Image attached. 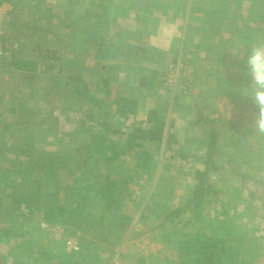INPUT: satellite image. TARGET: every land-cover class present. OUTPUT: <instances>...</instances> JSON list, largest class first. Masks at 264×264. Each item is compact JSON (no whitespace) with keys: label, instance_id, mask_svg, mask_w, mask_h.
<instances>
[{"label":"rangeland","instance_id":"obj_1","mask_svg":"<svg viewBox=\"0 0 264 264\" xmlns=\"http://www.w3.org/2000/svg\"><path fill=\"white\" fill-rule=\"evenodd\" d=\"M3 2L9 3L11 9L6 12L0 40L3 51L0 73L4 79H11L14 91L32 94L33 105L38 103L43 110L52 105L55 107L61 117L57 126L64 128L62 137L67 147L52 155V160L56 161L54 165H45L41 169L32 164H18L23 155L14 156L16 161L9 159L8 153L0 157V170L3 167L8 175H13L3 189L0 177V264H193L199 246L196 236L202 235L201 240L214 232L224 234L220 241L229 251L217 254L229 259L226 264L239 261L264 264V134H258L254 127L256 110L251 103V93L246 94L249 98L239 99V145L218 149L223 157L220 164L190 163L177 157L175 151L170 156L169 150L152 143L123 153L127 132L135 127H148L157 120L169 127V119L177 109L170 114L171 107H166L170 115L166 117L165 109L155 112L144 107L138 115L121 119L110 115L114 107L110 101L91 113L94 117L89 119L86 102H77L68 94L70 88L61 85L65 73L58 72L59 68L51 63H48L47 71H43L45 66L40 70L45 85L42 81L31 80L29 85L19 86L5 70L4 61L9 57V51L25 54L27 48L22 31L16 29L15 33L10 24L6 26L13 6L9 1ZM6 32L14 33V39L7 37ZM259 39L260 45H264V37ZM30 55L35 56V52ZM179 59L186 61L191 69L190 76L178 77L176 82L185 85V91L177 87L168 89L163 84L168 65L161 74V86L172 98L187 95L194 73L187 56ZM242 65L239 57V70ZM47 83L51 86L48 92L45 91ZM247 83L246 80L241 86ZM0 88L5 94L11 90L2 85ZM101 89L98 90L102 93ZM121 92L125 93L123 89ZM65 94L68 101L63 102L61 97ZM38 98L40 101L36 100ZM26 117L31 122L26 126L27 131L35 134L34 115ZM189 117L187 113L183 120L187 121ZM79 122L83 124L76 127ZM66 124L67 128L64 127ZM183 125L182 122L178 126L184 129L180 133L187 134ZM103 126L109 128L105 131ZM24 133L20 138H26ZM38 133L44 138L45 132ZM82 143L90 147L89 151L82 145L81 152L75 155V145ZM93 143L98 144L96 148ZM46 149L31 148L28 153L37 162L38 155ZM2 150L7 152L6 148ZM224 157L227 158L225 161ZM61 158L64 162L69 161L68 167L60 164ZM75 161L80 163L78 170L71 169L76 167ZM136 163L140 167H136ZM197 171L206 175L203 184L209 186L208 194L201 193L204 202L201 211L196 210L194 202L187 204L186 201V195L196 185L194 175ZM239 172H247L251 177L243 186L239 184ZM106 177L117 180L111 185L113 194L106 191L101 195L97 189ZM255 189L262 194L260 197H251L249 192ZM10 193L26 195L27 205L13 206L6 197ZM143 206L145 210L140 216ZM46 209H49V221L42 217ZM121 217H130L131 221L120 226ZM72 241L76 248L68 249L67 243ZM180 254L184 257L180 258ZM227 259H220L219 263Z\"/></svg>","mask_w":264,"mask_h":264},{"label":"crops","instance_id":"obj_2","mask_svg":"<svg viewBox=\"0 0 264 264\" xmlns=\"http://www.w3.org/2000/svg\"><path fill=\"white\" fill-rule=\"evenodd\" d=\"M30 1V4L23 5L12 3L6 26L10 24L11 31L15 33L16 29L22 31L27 48L26 53L22 54L24 57L36 58L30 55L35 52V44L40 45L41 50L54 53L53 62L38 58V80L42 84L41 67L51 63L59 68L58 72L65 73L61 85L67 89L71 86L67 76L78 75L90 89H94L90 91L96 93V90L99 98L103 99L101 108L106 102H113L110 114L113 117L126 119L145 109L159 112L167 110L166 107H171L169 112L172 114L177 109V113L169 119L170 128L164 126L161 120L156 122H162L164 132L175 135L170 145V156L175 151L177 157L190 163L220 164L223 157L218 149L238 147L239 99H247L249 95L246 94L251 93L245 62L252 47L260 45L259 37H264V0H38V5ZM32 13L38 19L36 30H40L37 34L35 24H32ZM6 34L14 39V33ZM185 56L194 70L188 93L186 96L176 95L177 98L168 97L161 86V74L169 63ZM239 57L243 64L241 70ZM47 68L43 71H47ZM5 70L19 82V86L29 85L31 80L25 79L22 73L8 68ZM4 78L0 73V86L10 87L11 90L5 94L1 93L4 90L0 88V157L9 154V159L16 161L14 156L19 155V150L15 148L28 151L45 147L48 149L44 153L51 156L65 150L67 143L62 137L64 128L61 129L59 125L49 129L37 124L40 115L51 107L53 116H57L59 122L61 117L55 112V107L52 105L43 110L40 104L33 105L35 99L32 94L14 91L11 79ZM103 79L107 81L108 96L98 90ZM246 80L248 85L241 86ZM47 87L51 90L48 83ZM68 94L77 102L82 100L70 89ZM122 96L137 100L136 114L120 117L114 113L117 100ZM36 100L40 101V98ZM66 100L65 94L61 101ZM86 104L87 116L90 114L93 118L98 108ZM37 109L41 111L39 115ZM187 113L190 119L186 121L183 117ZM28 115H34L36 119L35 134L27 131L26 126L31 123L26 117ZM182 122L187 134L180 133L184 130L178 127ZM80 124L83 123H76L75 126ZM24 131L26 138L22 139L20 135ZM38 132H45L44 138ZM83 144H76L75 147ZM93 144L95 148L98 145ZM2 148H6L7 152ZM207 151L210 156L206 154ZM23 159L28 158L23 156L18 164H24ZM226 159L224 157L223 160ZM2 169L0 177L3 189L13 175H8V171ZM205 239L204 236L198 241L204 243ZM217 242L221 243L220 240ZM227 251L228 247L224 252ZM179 257L184 256L180 254ZM197 259L201 260L202 257L199 255ZM220 259L227 257L224 258L222 254ZM228 260L221 264H226ZM235 264L245 263L239 261Z\"/></svg>","mask_w":264,"mask_h":264},{"label":"trees","instance_id":"obj_3","mask_svg":"<svg viewBox=\"0 0 264 264\" xmlns=\"http://www.w3.org/2000/svg\"><path fill=\"white\" fill-rule=\"evenodd\" d=\"M2 1H9L10 3H13V4L20 3L22 5L30 4L31 2L30 0H0V3ZM32 3L38 5L37 4L38 0H32ZM32 24H35V30H36V24H38V19L34 17L32 20ZM33 50H35V56L37 59L35 57L27 58V57H24L21 53H14L13 51H9L10 55L7 59L5 58L4 67L22 73L24 78L27 80L37 81L39 78V75L37 73L38 58H40L41 60H45L46 62H53L55 60V55L54 53L49 52L48 50H41L40 45L38 44L37 45L35 44ZM49 66H50L49 64L46 65V67H48L47 70L49 69ZM67 80L69 81V85H71L70 86L71 93H73L76 97L84 100L89 105L95 106L96 108H101L103 99L99 98L97 94L98 92L94 93L90 91L91 89L89 88V85L80 76L70 75V76H67ZM101 88H102L101 90L103 91L104 95L108 96L109 90L107 89V81L104 79L101 81ZM48 89L50 88L47 87V90L45 89V91L47 92L50 91ZM52 111H53V107H51V109L46 111L44 115H40L39 121L37 122V124L45 125L49 129L56 128L58 124V118L53 116ZM114 111H115L114 113L120 117H128L130 115H134L138 111V102L134 98L122 96L117 100V104L115 106ZM36 113L37 115H39L41 111L37 109ZM87 118L91 119L92 117L90 116V114H88ZM102 125L103 124H101V126ZM103 127L105 128V131L107 130L106 128H109L108 126H103ZM174 140H175V135L173 133H168V131L164 132V126L162 122H154L152 125H149L148 127H145V128L135 127L131 131L127 132L125 134V143L121 151L124 153V152H130L136 149H141V147L149 143L155 144L156 147H159V146L161 147L162 145L163 149L171 150L170 145L171 143H173ZM85 148L89 151L90 147L88 146V148L87 147ZM81 149L82 147L75 148L74 154L77 155L79 152H81ZM18 154L28 157V159L24 162L26 164H32V166L37 169L44 168L45 165H47L48 167V165H54L56 163V161L52 160V156L47 153L39 154L37 162H34L33 159L30 158L28 151L25 149H20ZM206 154L210 156L209 151H207ZM76 160L79 161L78 159ZM63 162H64V159L61 158L60 160L61 165L64 164L66 167H68L67 165L70 164L69 161L67 162L65 161L66 163L65 162L63 163ZM75 164H76V167H71V169L76 168V170H78L77 168L81 167L80 163L76 162ZM207 165L209 164L205 162V166ZM136 167H140V165L136 163ZM238 175H239V184H241V186H243V184H246L244 183V182H247L246 180L251 179V177H248L249 174L247 172H239ZM49 177L53 178L54 175H49ZM194 178L197 180V182L195 183L196 185H194L192 188L194 192L193 190L190 189V192L188 193V195H186V201H187V204L194 202L193 206H196V210L201 211V208H203V204H204L203 199H202L203 196H201V193L208 194L209 186L205 185V183L203 184V180L206 181V175H200L199 171H197V175H194ZM106 179L107 180H104L101 186L99 185L97 189V191L101 195H104L106 191L107 193L111 192V194H113L111 185L117 179L115 178L113 179L110 177L108 178L106 177ZM249 193L251 197L253 196L260 197L262 195V194H258L259 192L256 189L253 191H250ZM115 196L116 195H113V197ZM6 197L10 200V202L15 207L20 205L21 203L27 205L26 203L27 197L26 195H23L22 193H16V194L10 193ZM145 206L141 208L140 216L142 215V212L145 210ZM198 206H201V207L198 208ZM59 210L62 211V209H59ZM48 215H49V209H46V211L44 212L42 216L43 220L49 221ZM130 221H131L130 217H121L119 225L125 226ZM222 232L224 233L225 229L222 230ZM223 235L224 234H219V232H214L209 237L205 236L206 241L204 243H199L198 249L196 250L197 251L196 253H198L197 256L200 255L202 259L199 260L196 257V259L193 261V264H206V263L208 264V262L209 263L211 262V264H217L220 260V257L217 253L226 251L225 246L221 245V243L216 242V240H220L221 236ZM201 237L202 235L199 236V238L196 236V238L199 240ZM209 251L210 253L208 254Z\"/></svg>","mask_w":264,"mask_h":264},{"label":"clouds","instance_id":"obj_4","mask_svg":"<svg viewBox=\"0 0 264 264\" xmlns=\"http://www.w3.org/2000/svg\"><path fill=\"white\" fill-rule=\"evenodd\" d=\"M245 66L251 81L250 99L256 110L254 127L258 134H264V45L252 47Z\"/></svg>","mask_w":264,"mask_h":264},{"label":"built area","instance_id":"obj_5","mask_svg":"<svg viewBox=\"0 0 264 264\" xmlns=\"http://www.w3.org/2000/svg\"><path fill=\"white\" fill-rule=\"evenodd\" d=\"M9 9H11L9 3L6 2L0 3V40L3 35V26H4L3 24H4L5 15ZM1 55L3 56V51L0 49V57ZM187 66H188L187 62L181 59H177L176 61L168 64L167 70L163 74V84L165 85V87H167L168 89H175L177 87L179 90L181 89L185 91L186 86L176 84V82L178 77L181 78V77L190 76L191 69L189 70ZM67 244H68V249H70L71 247L76 248L74 247L75 242L73 241L68 242Z\"/></svg>","mask_w":264,"mask_h":264}]
</instances>
